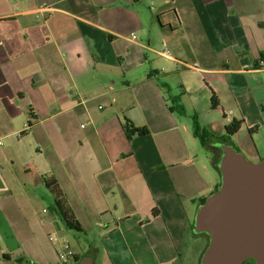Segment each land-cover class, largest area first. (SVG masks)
<instances>
[{
    "label": "crops",
    "instance_id": "1",
    "mask_svg": "<svg viewBox=\"0 0 264 264\" xmlns=\"http://www.w3.org/2000/svg\"><path fill=\"white\" fill-rule=\"evenodd\" d=\"M221 141L264 160V0H0V264H57L48 181L100 239L69 262L200 264Z\"/></svg>",
    "mask_w": 264,
    "mask_h": 264
},
{
    "label": "water",
    "instance_id": "2",
    "mask_svg": "<svg viewBox=\"0 0 264 264\" xmlns=\"http://www.w3.org/2000/svg\"><path fill=\"white\" fill-rule=\"evenodd\" d=\"M216 146L221 184L199 207L193 226L208 239L200 264H264V160L251 162L226 141ZM77 264H93V258Z\"/></svg>",
    "mask_w": 264,
    "mask_h": 264
},
{
    "label": "trees",
    "instance_id": "3",
    "mask_svg": "<svg viewBox=\"0 0 264 264\" xmlns=\"http://www.w3.org/2000/svg\"><path fill=\"white\" fill-rule=\"evenodd\" d=\"M163 87H165V86H163ZM171 101H172V105L169 108L170 111L177 112L179 115L185 116L186 110L182 106V104L180 103L179 97H172ZM214 105H215V103H214ZM192 121H193V130H194L195 137H197L201 140L203 146H207V141L210 138H213L214 136L211 133L206 132L203 128H201L198 117L196 115H194L192 117ZM240 127H241V122L236 121V120L232 121L231 124H229L226 127V134H227L226 138L230 139V137H232L233 135H235L237 133V131L240 129ZM125 129H126V135L129 139L135 134L146 135L148 133V131L146 129H144V128H142V129L133 128V126H131V124L126 125ZM218 161H219V155L215 159L214 166ZM216 169L218 170V168H216ZM47 186L51 190V192L54 196L55 209L60 213V215H61L63 221L65 222V224L67 225V227L70 229L76 230L78 232H82L83 230H82L81 224L76 219L73 211L71 210V208L68 204L67 198H66L65 194L63 193V191L61 190V188L59 187L57 181H48ZM205 201H206V199L202 201V204H204ZM82 259L78 260L77 263H79ZM247 262H251V264H252V261H247Z\"/></svg>",
    "mask_w": 264,
    "mask_h": 264
},
{
    "label": "rangeland",
    "instance_id": "4",
    "mask_svg": "<svg viewBox=\"0 0 264 264\" xmlns=\"http://www.w3.org/2000/svg\"><path fill=\"white\" fill-rule=\"evenodd\" d=\"M206 151V150H205ZM211 156H213V154H210ZM219 155V152L217 153V157ZM197 236V235H196ZM95 239L96 242L98 243H93V245H100L99 241V237L95 238L93 235L89 234H83L82 232H78L76 230L70 229L66 231V237L65 240L71 245V247L73 249H75V251H77L78 253H84L85 251H87V245H88V241L89 240H93ZM64 239L61 240V244H59L58 250L61 251L63 250V242ZM207 241L208 239L206 237H200L197 239V243H194L193 240H188L185 242V249L187 250L188 253H191L192 256L195 258L197 253H199L203 248L207 247ZM191 246V247H190ZM92 256L93 260L95 258V255L92 253H86ZM66 261L63 259H60L59 255H58V260H57V264H76L73 263V261ZM196 262H194L193 264H195ZM246 264H251V262H247Z\"/></svg>",
    "mask_w": 264,
    "mask_h": 264
},
{
    "label": "built area",
    "instance_id": "5",
    "mask_svg": "<svg viewBox=\"0 0 264 264\" xmlns=\"http://www.w3.org/2000/svg\"><path fill=\"white\" fill-rule=\"evenodd\" d=\"M228 122H230V120H228ZM50 240H53V238H50ZM63 242H64L63 250L59 254V257L60 259L69 261L72 257L71 247H70V244L66 240H64Z\"/></svg>",
    "mask_w": 264,
    "mask_h": 264
}]
</instances>
